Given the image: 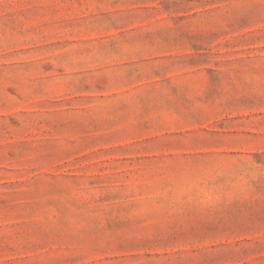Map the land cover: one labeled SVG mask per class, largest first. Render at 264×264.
Wrapping results in <instances>:
<instances>
[{
	"label": "rangeland",
	"instance_id": "obj_1",
	"mask_svg": "<svg viewBox=\"0 0 264 264\" xmlns=\"http://www.w3.org/2000/svg\"><path fill=\"white\" fill-rule=\"evenodd\" d=\"M0 264H264V0H0Z\"/></svg>",
	"mask_w": 264,
	"mask_h": 264
}]
</instances>
